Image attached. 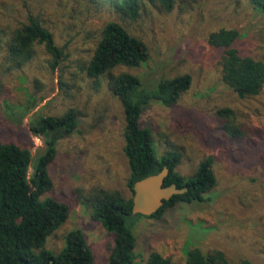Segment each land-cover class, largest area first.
Returning a JSON list of instances; mask_svg holds the SVG:
<instances>
[{"label":"rangeland","instance_id":"374dc122","mask_svg":"<svg viewBox=\"0 0 264 264\" xmlns=\"http://www.w3.org/2000/svg\"><path fill=\"white\" fill-rule=\"evenodd\" d=\"M30 12L54 32L68 57L54 71L51 55L41 44L30 63L13 69L0 52V139L28 145L33 164L45 149L44 137L31 129L33 118L59 115L69 107L81 113L80 127L58 141L54 188L43 196L66 200L70 215L48 236L45 247L58 253L66 245V234L81 229L94 251L93 264L108 262L114 238L75 199L74 191L104 187L131 195L122 103L107 86L109 74L97 84L81 71L104 26L115 20L146 42L150 58L138 67L120 65L113 74L129 71L145 84L192 75L191 88L176 104L152 102L142 114L141 125L153 130L158 154L179 150L178 170L186 176L202 159L213 156L218 179L204 201L181 202L161 218H141L134 228L139 262L158 251L175 264H186L185 249L200 248L224 252L228 264L244 259L264 264V88L258 95L238 97L223 80L220 52L208 42L214 30L235 28L240 51L264 59V11L250 0H174L170 11L143 1L138 17L132 19L100 1L0 0V20L8 28ZM61 80L68 84V92H62ZM31 92L39 100L29 109ZM224 106L252 125L250 140L220 138L213 116Z\"/></svg>","mask_w":264,"mask_h":264},{"label":"trees","instance_id":"16d2710c","mask_svg":"<svg viewBox=\"0 0 264 264\" xmlns=\"http://www.w3.org/2000/svg\"><path fill=\"white\" fill-rule=\"evenodd\" d=\"M91 1L112 4L132 19L138 17L143 1L166 11L174 7V0ZM250 2L256 9L264 11V0ZM239 37L237 29L222 27L210 33L208 42L220 52L224 82L238 97L246 98L260 94L264 88V59L242 53L237 46ZM41 44L51 55L50 65L55 71L67 59L68 53L58 45L54 32L39 15L30 12L13 28L6 27L0 20V52L10 68L17 69L30 63ZM149 58L146 42L121 22L112 20L104 26L88 63L81 67V71L97 84L109 74L107 86L120 99L124 112L123 151L130 169L127 186L131 195L104 187L90 191L77 188L74 191L75 199L85 205L91 216L101 221L114 238L109 260L102 264H175L158 251H152L142 262L137 261L135 225L144 216L161 218L181 202L204 201L218 181L213 156L202 159L195 171L186 176L178 170L182 163L181 152L167 150L160 156L153 130L141 125L142 114L152 102L176 104L191 88L192 75L184 73L145 84L138 75L129 71L112 73L120 65L138 67ZM61 86L62 92H68V84L64 80H61ZM38 100L37 95L31 92L26 108L36 106ZM213 117L220 138L226 141H248L254 133L252 125L241 120L232 107H219ZM80 118L81 113L76 107H69L59 115L33 118L30 123L32 131L44 137L45 141L44 151L33 164L28 145L14 139H0V264L94 263V251L81 229H73L66 234V245L60 252L54 253L45 247L48 236L70 215V205L66 200L43 196L54 188L52 173L58 161V141L80 127ZM31 166L33 173L30 175ZM165 166L169 168L165 185L176 183L179 187H188V190L173 195L152 215L134 213L135 183L161 172ZM185 252L186 264H228L224 252L219 250L206 253L200 248H186ZM241 264L252 263L244 259Z\"/></svg>","mask_w":264,"mask_h":264},{"label":"water","instance_id":"95a60500","mask_svg":"<svg viewBox=\"0 0 264 264\" xmlns=\"http://www.w3.org/2000/svg\"><path fill=\"white\" fill-rule=\"evenodd\" d=\"M168 174L169 168L165 166L161 172L147 176L135 183L134 213L152 215L163 207L165 201L173 195L188 190V187H179L176 183L165 185V178ZM137 261H139V257Z\"/></svg>","mask_w":264,"mask_h":264}]
</instances>
